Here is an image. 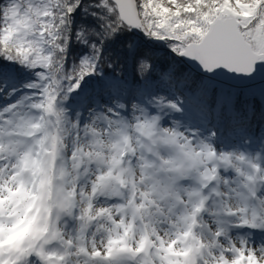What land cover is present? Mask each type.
Returning <instances> with one entry per match:
<instances>
[{
    "label": "snow or ice",
    "instance_id": "obj_1",
    "mask_svg": "<svg viewBox=\"0 0 264 264\" xmlns=\"http://www.w3.org/2000/svg\"><path fill=\"white\" fill-rule=\"evenodd\" d=\"M0 264H264V0H0Z\"/></svg>",
    "mask_w": 264,
    "mask_h": 264
}]
</instances>
